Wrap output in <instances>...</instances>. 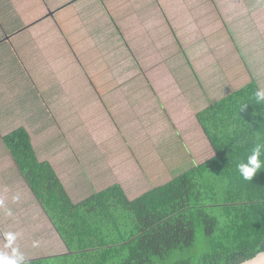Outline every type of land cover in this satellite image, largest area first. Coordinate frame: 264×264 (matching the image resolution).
Masks as SVG:
<instances>
[{
  "label": "crops",
  "instance_id": "crops-1",
  "mask_svg": "<svg viewBox=\"0 0 264 264\" xmlns=\"http://www.w3.org/2000/svg\"><path fill=\"white\" fill-rule=\"evenodd\" d=\"M122 1L123 5H135L136 2L142 0ZM184 1L187 2L188 0ZM238 1L241 5L240 13L242 14V23L240 26L243 27L244 32L250 34L248 39L252 43L253 62L244 55L246 37L244 39V44L241 45L236 41L235 35L231 34V38L233 39L231 40L234 46H232L230 39L227 37L225 40H228L229 43L225 46L224 50L227 55H231L233 50L236 52V56L241 61L240 67L246 70L249 78L246 79L242 85L228 91L225 95L213 99L209 96L210 94L206 88V84L199 81L197 77L194 76L191 79L184 80V86L189 89L188 92H185L183 91L181 84L175 79L173 74L170 73L171 71L169 72L168 70L175 82V88H177L178 95L186 98L193 104V114L196 119L195 129L187 131L181 126H178L167 108V103L163 101L165 90H162L161 92L159 91V93H156L157 102L154 106H156V109H160V111L163 110L160 114L163 122L159 123L158 133L154 136L149 133L143 136V128L145 126H142V128H135L130 126V123L132 122L128 121L131 113H128V107L125 105L130 106L129 100H134L135 95L139 94V92L130 90L119 92L116 89H122L125 85L131 83L143 74L145 76L147 73L150 74V68L162 66L164 64L168 66L165 62L161 64L158 63L164 61L167 57L177 55L181 50L180 43H178L179 41H181L186 48L180 37V25L178 24L179 15L172 13L169 10V7L166 6V0H152V3L158 8L159 12L163 14L160 19V28L166 33V36L170 38L174 48L177 46V52L174 55L170 52L165 53V50L168 51L170 48L168 38H166L164 43L157 47L158 52H160V58L150 63L148 59H145V55H142L143 48L136 47V44L130 38L134 30H136V32L145 31L150 33L148 30V23H146L145 20H143L142 23L143 15L146 11L144 8L146 2L142 3L141 8L128 10L130 12L123 15L119 13V10H121L122 7H115L111 0H103L105 5L103 7L104 9H101L98 14H91L89 12L96 4L94 1L89 0L88 3H86L87 9L86 11H82L83 15H80V11L76 15L80 21V31L88 35V40L92 42L91 45H93V48H105V43L115 40L111 45L112 52H114L115 55L121 53L122 60L113 65L114 70H122L123 66H128V61L126 60L128 59L127 48H129L130 52L134 55L135 60L133 59V61H131L128 70L124 72H132L135 75H127L131 76V78L118 84L116 80L117 78L114 75L116 81L115 90H99L93 83L97 80L96 72L93 70L92 72L90 71V62L86 60L83 52L84 45L80 44V64L91 84L94 85L96 89L94 93V101L96 104H99L98 107L100 111L106 113L103 116L108 124L107 127L101 125L97 129L87 130V133L83 137L87 138L86 140L88 141H92L94 151L98 152V154L85 152H80V156L77 153L69 154V149L71 152H73V150L69 145L70 138L72 137L70 135V129L68 127L69 123L67 120H69V117L75 116L76 114L79 117V112L75 113L71 111L61 117L58 113L54 114L55 111L52 108L50 113L54 120L51 117L50 123L52 126L48 129L43 126H35V124H31L28 120L26 122H23L24 120L12 122L5 117L1 119L0 116V201H3V204L0 205V251H8V249L4 247L6 243L5 234L8 232H15L17 234L15 246L24 253L26 259L50 257L69 252L67 245L56 229L52 219L45 211L42 203L38 200L26 177L21 172L15 158L12 156L4 142V136L15 128L25 127L28 130L38 158L42 161H49L52 164L62 180L68 194L75 203H79L94 193L102 191L114 184H121L128 196L133 199L151 188L169 181L170 179L150 186V179L156 182L159 178V172L167 167V164L165 165L164 163L180 161V159L174 158L175 156H170L169 161L163 160L165 155L164 146L168 147L171 144L173 148V146L176 145L180 148L176 150L171 149L170 151L178 152L180 154L182 147L183 154L189 156L190 159H193V165L196 164L195 162L201 163L213 156L214 151L200 122L198 121L197 113L206 108L210 103L221 99L250 81H255L259 89H264V0ZM217 2L219 4V0H217ZM79 3L80 0H59L55 5L48 7V10H37L32 12L29 16H22L23 2L21 0H5L4 7L7 16V27L0 25V29L4 30L3 32L0 31V38L4 37L3 40H0V45L5 41L15 39L16 36L24 30H37L38 34L36 37L45 38L47 37V34L52 31L50 27L53 26L54 29H59L63 40L75 51L76 46L68 36V34H72V24L67 21L68 18H63L59 12L69 5H76ZM98 5L101 7L100 2ZM199 9H203L202 16H213L214 13L215 17H217L216 13L217 15L218 13L221 15L220 8L216 10V7H213L212 0H200L195 2L193 6L189 7V10L193 15H195L196 10ZM85 14H89L90 17L84 18L83 16H85ZM107 14H109L111 18V21L109 20L107 23V27L110 28L111 31L110 36H105L101 24V16H108ZM220 15H218L219 18ZM223 17L222 14L221 18L223 19ZM48 18H52L55 21V24L53 23L52 26H48L47 20H51ZM128 18H138L140 24L142 23V27L137 29L129 25L126 22V19ZM192 19L195 20V18ZM98 22L100 23L98 24ZM222 22L225 24V28L229 31L228 23L224 19ZM114 27H116V29H114ZM97 38H101L103 41L98 40ZM205 39L209 40L208 37H205ZM127 40L128 42L129 40L131 41L129 42L130 46L126 43ZM222 43L224 45L225 41L214 44L220 45ZM33 44L39 45L35 52L41 54L40 47L42 41L34 39ZM210 48L211 47L209 46L207 50ZM187 50L197 66L203 67L202 63L198 61V56L192 52L193 49L187 47ZM125 52H127V54ZM77 57L79 58L78 55ZM246 58L248 59V62ZM228 60L229 59L226 60V69L229 63ZM0 63V67L7 68L9 66L6 62ZM141 68L142 72L139 71ZM30 78L36 84L32 75ZM227 78L229 79L228 76ZM43 79L45 80L46 78ZM54 79L55 78L50 77L47 80L50 82L48 88H52L54 85ZM197 80L199 81V84L196 83ZM62 82L65 81L61 80V83ZM200 82L202 83V86ZM149 83L151 84L152 82L149 80L147 85H140L139 89L149 90ZM230 84H232V82H230ZM48 91L49 89L45 90V93H48ZM117 100H123L124 102ZM195 104L203 106L200 110L196 111V109H194ZM11 114L9 116L20 113L16 108H13ZM75 126L77 132H80V124H76ZM149 126L150 125H148V127ZM76 128H72L74 136ZM101 130H107V141H103V139H105L106 131H102V134H99V131ZM189 132L195 134L194 137H196L197 134L200 136L199 139L203 143V145H201L202 149L195 150L187 144L186 133L189 134ZM100 135L103 136L100 137ZM164 138L166 140H164ZM202 139H204V142ZM64 140H67L68 144L64 145ZM179 140H181L182 143ZM83 143L86 144V141H83ZM54 144H60V150L67 152V154L52 155L47 146H54ZM149 144L157 149L155 154L148 151L147 147ZM183 145L187 150L184 149ZM152 157L153 160H151ZM13 197H18V199H13ZM6 210H11L12 215H7Z\"/></svg>",
  "mask_w": 264,
  "mask_h": 264
},
{
  "label": "trees",
  "instance_id": "trees-1",
  "mask_svg": "<svg viewBox=\"0 0 264 264\" xmlns=\"http://www.w3.org/2000/svg\"><path fill=\"white\" fill-rule=\"evenodd\" d=\"M258 89L250 81L200 110L213 156L133 199L114 184L75 203L25 127L5 135L69 249L26 264H239L264 250V167L251 181L237 167L264 144Z\"/></svg>",
  "mask_w": 264,
  "mask_h": 264
},
{
  "label": "rangeland",
  "instance_id": "rangeland-1",
  "mask_svg": "<svg viewBox=\"0 0 264 264\" xmlns=\"http://www.w3.org/2000/svg\"><path fill=\"white\" fill-rule=\"evenodd\" d=\"M4 1L5 0H0V25L7 27ZM21 1L23 2V14L21 15L29 16L32 12L37 10H48V7L55 5L59 0ZM88 1L89 0H80L79 4L69 5L59 12L63 18H68L67 21L72 24V34H68V36L76 46L75 51L63 40L59 29L53 28L52 25L53 23L55 24V21L52 18H48L51 20H47L48 26H52L50 27L52 31L47 34V37L37 38V30H24L19 33L15 39L5 41L0 45V62H6L9 65L7 68L0 67L1 119L5 117L12 122H17V120H24L23 122H26L28 120L31 124H35V126H43L48 129L52 126L50 123L51 117L53 118L50 113L52 108L55 111L54 114L58 113L61 117L71 111L75 113L79 112V117L76 114L75 116L69 117V120H67L69 123L70 135L72 137L70 138L69 145L73 150V152H71L69 149V154L77 153L78 155L80 152L98 154V152L94 151L92 141H88L86 140L87 138L83 137L87 133V130L97 129L101 125L107 127L108 125L103 116L106 113L101 112L98 107L99 104H96L94 101L96 89L94 85L91 84L80 64V44L84 45L83 52L86 60L90 62V71L92 72L93 70L96 72L97 80L93 83L99 90L109 91L114 89L116 86L114 75L117 78L118 84L131 78V76L127 75L134 74L132 72H124L128 70L129 64L135 58L129 48L126 47L128 50V59L126 60L128 61V66H123L122 70H114L113 65L122 60L121 53L115 55V53L112 52L111 45L115 40L105 43V48H93V45H91L92 42L88 40V35L80 31V21L76 15L79 11L80 15H83L82 11H86V3H88ZM91 1L96 3L89 11L91 14H98L101 9H104L103 7L105 5L103 0ZM111 1L115 7H122L121 10H119L121 15L130 12L128 10L141 8L142 3L146 2L144 5L146 11L144 12L142 23L143 20L148 23V30L150 33L145 31L136 32V30H134L130 38L136 44V47L143 48L142 55H145V59H148L150 63L160 58V52H158L157 47L161 46L166 38H168L170 48L168 51L165 50V53L170 52L174 55L177 52V46L174 48L170 38L166 36V33L160 28V19L163 14L159 12L158 8L152 3V0L138 1L135 5H123L122 0ZM197 1L200 0H188L187 2L184 0H166V6L169 7V10L179 15L178 24L180 25V37L186 48L181 41H179L178 43H180L181 50L177 55L167 57L164 61L158 63L161 64L165 62L168 66L164 64L162 66L150 68V74L147 73V77L143 74L131 83L125 85L122 89H116L119 92L126 90L139 92V94L135 95L134 100H129L130 106H125L128 107V113H131L128 120L132 122L130 126L135 128H142V126H145L143 128V136L148 133L152 136L157 134L159 129L158 125L163 122L160 115L163 110L160 111V109H156V106H154L157 102L156 93L162 90H165L163 101L167 103V108L178 126H181L187 131L195 129L196 119L193 114V104L186 98L178 95L175 82L170 73H172L175 79L181 84L185 92H188L189 89L184 86V80L191 79L194 76L197 77L199 81L206 84V88L210 94L209 96L213 99L225 95L228 91L242 85L244 81L249 78L246 70L240 67L241 61L236 56V52L233 50L231 55H227L224 50L225 46L229 43L228 40H225L227 37L230 39L232 46H234L231 34L235 35L236 41L241 45L244 44V39L246 37L244 55L253 62L252 43L248 39L250 34L244 32L243 27L240 26L242 23V14L240 13L241 5L238 3L239 1L219 0L218 4L217 0H212L213 7H216V10L220 8L221 15L223 14L224 16L223 19L229 25V31L225 28L226 26L222 22L223 19L219 13L218 15H220V18L217 13V17H215V13L213 16H202L203 9H199L196 10V14L193 15L189 7L193 6ZM99 2L101 7L98 5ZM107 15L108 16H101V24L105 36H110L111 31L110 28L107 27V23L109 20L111 21V18L109 14ZM83 17H90V15L85 14ZM192 18H195V20ZM126 22L137 29L142 27V23L140 24L138 18H128ZM99 23L100 22H98V24ZM114 29H116V27H114ZM0 31L3 32L4 30L0 29ZM205 37H208L209 40L205 39ZM3 39L4 37L0 38V40ZM34 39L42 41L40 47L41 54L35 52L39 45L33 44ZM97 39L103 41L101 38ZM224 41V45L223 43L220 45L214 44ZM129 42L131 41L129 40ZM129 42L128 40L126 41L130 46ZM207 46L211 48L207 50ZM187 47L193 49L192 52L198 56V61L202 63L203 67L197 66L192 56L189 54ZM125 53L127 54V52ZM227 59H229V63L226 69ZM246 60L248 62L247 58ZM168 70L171 72L169 73ZM139 71L142 72V68ZM31 75L36 84L30 78ZM42 77L46 79L44 80ZM50 77L55 78L52 88H48L50 82L47 80ZM61 80L65 82L61 83ZM149 80L152 82L151 84L149 83L150 85L148 84L149 90L139 89L140 85H147ZM199 81L197 80L196 83L199 84ZM230 82H232V84H230ZM202 83L200 82L201 86ZM48 89V93H45V90ZM202 106L203 105L195 104L194 109L198 111ZM13 108H16L20 114L9 116ZM76 124H80V132H77ZM148 125L150 126L148 127ZM73 127L76 128L74 131L75 136L72 133ZM102 131H106L103 141H107L108 132L107 130H101L99 134H102ZM194 135L195 134H192V132H189V134L186 133L187 144L195 150L202 149L201 145H203V143L199 139L200 136L197 134V136L194 137ZM101 136L103 135H100V137ZM164 140L166 139L164 138ZM202 140L204 142V139ZM64 141V145L68 144L67 140ZM83 141H86V144H84ZM179 141L182 143L181 140ZM47 147L52 155L67 154V152L60 150V144H54V146L49 145ZM183 147L186 149L184 145ZM178 148L180 147L176 145L172 148L171 144L168 147L164 146L165 159L163 158V160L169 161L170 156H175L174 158L180 159V161L164 163L165 165L167 164V167L159 172V178H155L157 179L156 182L150 179V186L155 183L165 182L193 165V159L183 154L182 147L180 150L181 154L170 151L171 149L176 150ZM147 149L154 154L157 150L151 144L148 145ZM151 160H153V157ZM28 259L30 258L26 260Z\"/></svg>",
  "mask_w": 264,
  "mask_h": 264
},
{
  "label": "clouds",
  "instance_id": "clouds-1",
  "mask_svg": "<svg viewBox=\"0 0 264 264\" xmlns=\"http://www.w3.org/2000/svg\"><path fill=\"white\" fill-rule=\"evenodd\" d=\"M255 100L257 104L264 102V89H258L255 92ZM264 154V144H256L251 154L247 157L246 162L238 164V170L246 181H251L258 171L264 167V160L261 159ZM18 199V197H13ZM3 201H0V205ZM6 214L11 216V210H6ZM6 243L4 247L8 251H0V264H26V257L20 249L15 246L17 234L15 232H8L5 234ZM244 264H264V250H257L252 255L245 258Z\"/></svg>",
  "mask_w": 264,
  "mask_h": 264
},
{
  "label": "water",
  "instance_id": "water-1",
  "mask_svg": "<svg viewBox=\"0 0 264 264\" xmlns=\"http://www.w3.org/2000/svg\"><path fill=\"white\" fill-rule=\"evenodd\" d=\"M239 264H244V261H243V262H241V263H239Z\"/></svg>",
  "mask_w": 264,
  "mask_h": 264
}]
</instances>
